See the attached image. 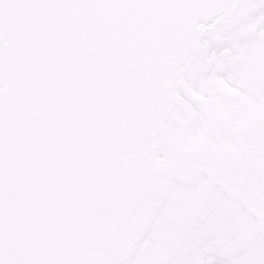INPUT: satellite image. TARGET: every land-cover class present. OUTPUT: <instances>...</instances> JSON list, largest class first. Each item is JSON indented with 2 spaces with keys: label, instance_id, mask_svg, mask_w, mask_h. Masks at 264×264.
Here are the masks:
<instances>
[{
  "label": "snow or ice",
  "instance_id": "6c2138e0",
  "mask_svg": "<svg viewBox=\"0 0 264 264\" xmlns=\"http://www.w3.org/2000/svg\"><path fill=\"white\" fill-rule=\"evenodd\" d=\"M0 264H264V0H0Z\"/></svg>",
  "mask_w": 264,
  "mask_h": 264
}]
</instances>
